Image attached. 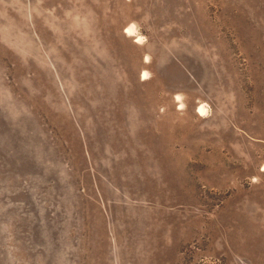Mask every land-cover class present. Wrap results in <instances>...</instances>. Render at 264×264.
Here are the masks:
<instances>
[{"label":"rangeland","instance_id":"374dc122","mask_svg":"<svg viewBox=\"0 0 264 264\" xmlns=\"http://www.w3.org/2000/svg\"><path fill=\"white\" fill-rule=\"evenodd\" d=\"M0 264H264V0H0Z\"/></svg>","mask_w":264,"mask_h":264},{"label":"bare ground","instance_id":"6f19581e","mask_svg":"<svg viewBox=\"0 0 264 264\" xmlns=\"http://www.w3.org/2000/svg\"><path fill=\"white\" fill-rule=\"evenodd\" d=\"M125 34H126L127 37H135V38H138L137 42L139 44H142L141 38L136 35V32L134 31L133 28H131V27L127 28V30L125 31ZM147 62H149V60ZM147 79H149V75H148V73H144L143 80H147ZM199 108L200 109L198 110V113L200 114V116L201 115L202 116H205V111H206L205 110V107L204 106H200Z\"/></svg>","mask_w":264,"mask_h":264}]
</instances>
